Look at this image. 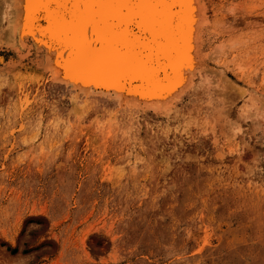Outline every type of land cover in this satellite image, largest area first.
<instances>
[{"label": "rangeland", "instance_id": "1", "mask_svg": "<svg viewBox=\"0 0 264 264\" xmlns=\"http://www.w3.org/2000/svg\"><path fill=\"white\" fill-rule=\"evenodd\" d=\"M12 3L0 264H264V0H198L187 78L141 102L79 90L41 20L19 44Z\"/></svg>", "mask_w": 264, "mask_h": 264}, {"label": "bare ground", "instance_id": "2", "mask_svg": "<svg viewBox=\"0 0 264 264\" xmlns=\"http://www.w3.org/2000/svg\"><path fill=\"white\" fill-rule=\"evenodd\" d=\"M11 1L14 3H9L6 11L8 32H15L19 41L22 34L31 35L41 20L45 38L59 47L58 53L64 50V66L57 68L79 90L117 94L128 101L160 99L175 93L187 78L188 68L194 65L195 40L202 22L198 0L146 4L134 0L109 4L82 0ZM137 16L140 19L136 24L126 22ZM42 42L38 43L42 46ZM48 54L45 57L50 55L49 59ZM57 57L56 63L61 60Z\"/></svg>", "mask_w": 264, "mask_h": 264}, {"label": "snow or ice", "instance_id": "3", "mask_svg": "<svg viewBox=\"0 0 264 264\" xmlns=\"http://www.w3.org/2000/svg\"><path fill=\"white\" fill-rule=\"evenodd\" d=\"M84 3H103V4H109V3H114L117 2V0H82ZM134 2L141 3V4H146V3H163L164 0H134ZM123 11V10H122ZM140 19V17H132L129 18L126 22L129 25H134L136 22ZM65 20H67V15L65 16ZM82 34L84 35V38L87 39L86 34L84 33V28L82 26ZM131 38V37H130Z\"/></svg>", "mask_w": 264, "mask_h": 264}]
</instances>
